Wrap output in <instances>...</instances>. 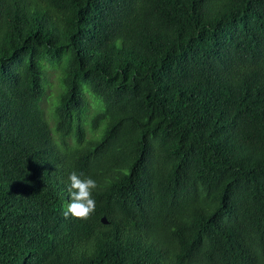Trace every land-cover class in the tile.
I'll use <instances>...</instances> for the list:
<instances>
[{"label": "trees", "instance_id": "obj_1", "mask_svg": "<svg viewBox=\"0 0 264 264\" xmlns=\"http://www.w3.org/2000/svg\"><path fill=\"white\" fill-rule=\"evenodd\" d=\"M0 264H264V0H0Z\"/></svg>", "mask_w": 264, "mask_h": 264}, {"label": "clouds", "instance_id": "obj_2", "mask_svg": "<svg viewBox=\"0 0 264 264\" xmlns=\"http://www.w3.org/2000/svg\"><path fill=\"white\" fill-rule=\"evenodd\" d=\"M68 181L70 199L63 214L86 218L95 208L91 193L96 188V181L91 177L81 178L76 171L69 172Z\"/></svg>", "mask_w": 264, "mask_h": 264}, {"label": "rangeland", "instance_id": "obj_3", "mask_svg": "<svg viewBox=\"0 0 264 264\" xmlns=\"http://www.w3.org/2000/svg\"><path fill=\"white\" fill-rule=\"evenodd\" d=\"M49 83H50V89L46 95V98L43 102V106L45 109H48L51 102H52V99H53V96H54V88H55V82L53 79L49 78ZM46 115V114H45Z\"/></svg>", "mask_w": 264, "mask_h": 264}, {"label": "water", "instance_id": "obj_4", "mask_svg": "<svg viewBox=\"0 0 264 264\" xmlns=\"http://www.w3.org/2000/svg\"><path fill=\"white\" fill-rule=\"evenodd\" d=\"M102 221H103V222H106L105 218H102Z\"/></svg>", "mask_w": 264, "mask_h": 264}]
</instances>
